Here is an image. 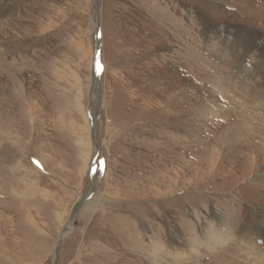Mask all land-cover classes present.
<instances>
[{"label": "rangeland", "instance_id": "rangeland-1", "mask_svg": "<svg viewBox=\"0 0 264 264\" xmlns=\"http://www.w3.org/2000/svg\"><path fill=\"white\" fill-rule=\"evenodd\" d=\"M65 228L55 264H264V0H0V264Z\"/></svg>", "mask_w": 264, "mask_h": 264}, {"label": "water", "instance_id": "water-1", "mask_svg": "<svg viewBox=\"0 0 264 264\" xmlns=\"http://www.w3.org/2000/svg\"><path fill=\"white\" fill-rule=\"evenodd\" d=\"M98 0H95V3H97ZM98 10H97V6H95V10L94 13L97 14ZM94 21V19H93ZM101 28L100 25H97L96 30H94L93 32V40H94V56H93V65H92V69H91V79H92V88H93V95H94V102H95V115L92 119V133H93V128L95 126L96 123V119L99 113V94H98V88H99V83H98V75L100 72V64H101V32H100ZM94 158L98 155V151L95 152L94 154ZM90 189L89 191L83 195V197H81L80 201L77 203L76 207L73 209L72 214H71V218L73 217V215L78 211V209L81 207V205L88 200V198L90 197L91 193L93 192V189L95 187V178H94V174H93V167L91 169L90 172ZM63 236H61L56 250H55V257H54V264L57 262V258H58V254L59 251L61 249V245H62V241H63Z\"/></svg>", "mask_w": 264, "mask_h": 264}, {"label": "bare ground", "instance_id": "bare-ground-1", "mask_svg": "<svg viewBox=\"0 0 264 264\" xmlns=\"http://www.w3.org/2000/svg\"><path fill=\"white\" fill-rule=\"evenodd\" d=\"M98 10V12H97V14H95L94 13V29L93 30H96V27H97V25H100V12H99V9H97ZM100 28H101V25H100ZM100 32H101V30H100ZM101 41V40H100ZM102 43V42H101ZM101 97V96H100ZM262 104V103H261ZM255 107V106H254ZM257 107V106H256ZM258 108H259V106H258ZM259 111V110H258ZM259 114H262V113H260L259 112ZM249 130V129H248ZM242 131V130H241ZM252 134V133H251ZM250 134V135H251ZM247 135V134H246ZM247 141V140H246ZM242 142V141H241ZM256 143V142H255ZM95 147V146H94ZM251 147V146H250ZM94 151H95V149L93 150V154H94ZM260 152V151H259ZM262 169V168H261ZM260 174H262V172L260 173ZM83 197V196H82ZM66 229V231H65V233L63 234V235H65L66 233H67V231H68V229H69V227H68V229L67 228H65ZM227 235H218V236H213V237H210V239H208L206 242L208 243V246H210V247H215L216 246V244H221V243H223V242H225V240L227 239ZM63 238H64V236H63Z\"/></svg>", "mask_w": 264, "mask_h": 264}]
</instances>
